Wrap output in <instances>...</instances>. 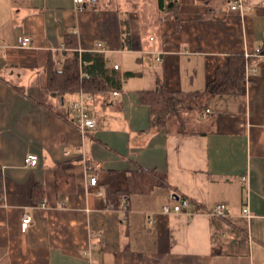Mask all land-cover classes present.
<instances>
[{
  "label": "crops",
  "instance_id": "crops-1",
  "mask_svg": "<svg viewBox=\"0 0 264 264\" xmlns=\"http://www.w3.org/2000/svg\"><path fill=\"white\" fill-rule=\"evenodd\" d=\"M178 1L179 18L157 0L146 15L122 0H0V264H264V0L246 13ZM97 42L123 83L92 99L98 125L83 131L79 92L47 93L46 75L74 50L86 73ZM236 55L250 59L242 95L213 97L190 133L154 124L142 91L203 92ZM141 170L152 182L133 186Z\"/></svg>",
  "mask_w": 264,
  "mask_h": 264
},
{
  "label": "trees",
  "instance_id": "trees-1",
  "mask_svg": "<svg viewBox=\"0 0 264 264\" xmlns=\"http://www.w3.org/2000/svg\"><path fill=\"white\" fill-rule=\"evenodd\" d=\"M87 6L92 2L85 3ZM158 8L167 17L179 18L178 0H157ZM76 36L72 34L68 38V47L77 48ZM81 59L87 62L85 71L88 77H82L80 72V55L78 51L64 53V65L61 69L50 65L46 75L45 91L49 94L65 97L80 91L90 94L94 99L105 97L108 93L120 90L123 77L119 69H109L105 53L87 52L81 54ZM250 59L244 55L230 57L227 71L218 70L215 79L211 81L206 90L196 93H183L170 91L166 87H160L154 91H142V101L151 108L154 124L159 128L178 129L184 133H190V125L194 120H201L206 112L210 100L218 95H242L246 77V68ZM132 177L135 182L145 183L151 181L146 170H141ZM152 182V181H151ZM1 189V185H0ZM118 205V204H117Z\"/></svg>",
  "mask_w": 264,
  "mask_h": 264
},
{
  "label": "built area",
  "instance_id": "built-area-1",
  "mask_svg": "<svg viewBox=\"0 0 264 264\" xmlns=\"http://www.w3.org/2000/svg\"><path fill=\"white\" fill-rule=\"evenodd\" d=\"M74 2H75V4H77L80 7H82L84 4V0H74ZM230 8L233 11H239L241 13L251 12V10H252L251 7L249 5H247V0H239V1L235 2L234 4H232ZM29 44H30L29 38L21 39V45L22 46H28ZM93 51L107 53L108 48L106 46H104V44L102 42H97L94 45ZM261 51H262V49L258 48V49H256L254 54H256V55L260 54ZM159 61H161V59H159ZM57 64L62 65V61L60 59L57 60ZM82 64H83V66L84 65L86 66V63L81 61V65ZM114 69H119V65H114ZM83 74H82V77H84V76L88 77L87 73H83ZM78 95H79L78 99L71 103V108L74 112V119H75L76 124L83 131L87 128L96 127L98 125V122L91 115V101H92L93 97L90 94L85 93L83 91H80L78 93ZM113 95L116 97L119 95V92L114 91ZM209 112H210V109H207L206 113H209ZM38 161H39L38 155H29L26 159V165L37 166ZM89 183L91 186H96L98 183L97 177L92 176L90 178ZM188 206H189V203L187 200H179V204L174 206V207H172L170 205H165L163 207V212L166 214L171 213L172 211L180 212L184 207H188ZM243 213L247 218L252 217V213L249 210V208H244ZM213 215L216 217L227 216L226 205L225 204H218L216 209L213 212ZM32 221H33L32 215L27 214V213L24 214L23 219H22V229L25 231L28 230Z\"/></svg>",
  "mask_w": 264,
  "mask_h": 264
},
{
  "label": "rangeland",
  "instance_id": "rangeland-1",
  "mask_svg": "<svg viewBox=\"0 0 264 264\" xmlns=\"http://www.w3.org/2000/svg\"><path fill=\"white\" fill-rule=\"evenodd\" d=\"M145 0H122V5L127 4L132 6V4H137L139 5V11L142 12L143 15H146V13L150 12L152 10L151 5H148L146 2L144 3Z\"/></svg>",
  "mask_w": 264,
  "mask_h": 264
}]
</instances>
